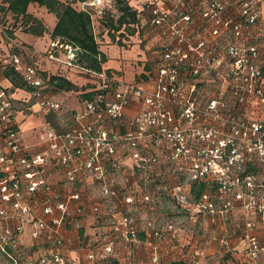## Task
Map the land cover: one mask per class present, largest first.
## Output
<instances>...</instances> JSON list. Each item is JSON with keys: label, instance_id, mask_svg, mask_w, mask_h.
Instances as JSON below:
<instances>
[{"label": "built area", "instance_id": "2783aa9c", "mask_svg": "<svg viewBox=\"0 0 264 264\" xmlns=\"http://www.w3.org/2000/svg\"><path fill=\"white\" fill-rule=\"evenodd\" d=\"M110 1L83 7L101 12ZM142 4L149 17L131 25L154 53L146 77L127 81L115 70L83 67L79 48L59 38L48 46L50 59L91 73L96 88L72 124L46 129L44 151L25 141L11 94L0 85V264H158L166 247L175 250L170 264H264V57L245 28L258 21L264 0ZM0 34V75L14 69L43 110L60 108L44 90L41 66L15 51L26 48L8 34L1 13ZM133 103L140 107L130 114ZM194 180L206 183L197 196ZM86 193L103 228L74 238L65 228L81 226L89 214ZM236 207L240 259L226 225L210 237L201 229L210 216L226 224ZM76 238L84 262L69 253ZM213 239L218 251L209 249ZM131 243L144 244L148 260L122 251Z\"/></svg>", "mask_w": 264, "mask_h": 264}, {"label": "crops", "instance_id": "0c3cea01", "mask_svg": "<svg viewBox=\"0 0 264 264\" xmlns=\"http://www.w3.org/2000/svg\"><path fill=\"white\" fill-rule=\"evenodd\" d=\"M31 6L33 5H30V7ZM44 11H46V13H43ZM261 13L262 14L259 16L258 21L255 24H248L245 28L246 30L252 28L251 37L255 38V40L259 42L264 57V5ZM34 15L41 19V16H38L36 13ZM41 15H44V17L47 18L49 23V26L47 27L51 30L57 21L56 16L53 12L49 13L45 8H41ZM129 28L131 30L126 28V26H122L117 29L115 39L109 35L111 32L106 29L105 32L109 38L105 41V43L99 44V47L106 53L107 56V59L103 63V67L109 70H115L127 81H133L139 80L143 76H147L146 72L150 67L151 61L149 58L153 56L154 53L152 48L140 41V37L135 33L133 26L130 25ZM19 37L29 47L30 53H28V61L37 62L41 66L44 75L47 76L46 78H50V76L54 74H61L76 84V86L71 89H58L49 84L47 92H49V94L60 103L61 109L57 108V110L60 109L58 112L62 111L61 113L64 116L71 114L70 122L62 123L57 114V110L46 111L38 105L30 88L15 85L14 81L6 75V72H3L0 75V85L7 88L11 94L12 101L16 108L17 123L19 128L22 130L25 141L28 144L33 145L35 151L41 152L46 149L44 139L46 129L48 127H54L57 130H61L73 123L72 117L75 110L83 104V100L87 99V93L96 88V78L91 73L82 71L76 66L72 67L60 60L50 59L45 52L46 45L49 41L48 33L42 37L29 33H21L19 34ZM1 45L3 46V49H5L6 46L4 44ZM128 46L131 47L128 49ZM60 53V55L64 56L62 51H60ZM132 53L133 55L131 56ZM139 107L140 104L133 103V106L129 107L127 111L128 113L133 114ZM72 108L75 109L72 110ZM259 113L264 117V112L259 111ZM250 168H255V166L252 165ZM62 176L63 172L61 170V179ZM58 177L59 175L57 174L55 180H57ZM78 183L84 190L88 189L82 180ZM240 215L241 208L236 207L227 217L226 224L223 225L220 220L215 221L213 217L210 216L203 219L201 228L210 237L212 232H220L226 225L230 234L237 236L238 253L235 257L238 259L245 258L244 250L242 248L244 240L240 236V229L238 230L239 224L242 223ZM92 220H94L93 214L87 215L81 220L83 225L81 226L84 227L85 231L88 233H93L95 229ZM79 227L80 226H69L66 228V232L75 238ZM258 232L261 233L262 237H264V225L261 222H259ZM181 235L184 237L188 236L187 233H183ZM145 247L146 246L144 244L131 243L128 246H123L122 251L128 255L132 252V255L140 261L148 260V251H146ZM218 247L219 243L214 239L211 240L209 249L218 251ZM168 249H170V247H166V249L162 250L164 257L158 264H170L172 262L170 257L171 253H175V250ZM69 252L80 258L81 262H84L85 256L82 252V247H78L77 239H75L73 244L70 246ZM218 253H216L217 258L224 263V260L219 257ZM120 264H126V261L123 260Z\"/></svg>", "mask_w": 264, "mask_h": 264}, {"label": "trees", "instance_id": "16d2710c", "mask_svg": "<svg viewBox=\"0 0 264 264\" xmlns=\"http://www.w3.org/2000/svg\"><path fill=\"white\" fill-rule=\"evenodd\" d=\"M84 1L86 0H2L0 2V13L2 14L3 25L8 34L13 39H17L23 43V47L26 48H17L15 51L24 59L30 53L28 45L19 37V34L29 33L42 37L48 33L49 41L46 45V50L53 40L59 38L60 41L70 43L79 48L76 62L86 68L101 70L103 69V63L107 59V56L99 47V42L97 41L95 18H98L97 21L100 31L102 32V30L107 29L115 39L117 29L120 27L126 26V28L130 29L129 26L131 23L139 22L144 24L149 17L148 9L143 8V4L141 5L142 0H111V4L107 3L101 12L94 6L87 9L84 8ZM30 5H37L39 8L47 9L49 13H54L57 21L51 30L44 24L42 19L29 12ZM94 15H96L95 18ZM60 51L64 53L65 49L59 48L56 50V53L59 55L61 54ZM4 72L14 81L15 85L29 88L20 74L15 72L14 69H8ZM46 80L47 85H45V91H48L49 84L58 89H71L76 86L69 78L61 74L51 75ZM94 90L87 93V99L93 97ZM205 187V182L194 180L191 185V191L193 195L195 194L197 196L203 192ZM89 188L91 191L99 192L97 186ZM103 219V215L100 220H96L94 216L92 223L95 229L93 233L86 232L84 227H82L83 225L80 226L79 231L81 235L89 238L100 234L103 228ZM142 235L140 233V236ZM23 242L26 245L31 243L28 233L24 235Z\"/></svg>", "mask_w": 264, "mask_h": 264}, {"label": "rangeland", "instance_id": "374dc122", "mask_svg": "<svg viewBox=\"0 0 264 264\" xmlns=\"http://www.w3.org/2000/svg\"><path fill=\"white\" fill-rule=\"evenodd\" d=\"M30 12L32 13V14H37L38 16H41V19H42V21L44 22V24L46 25V26H49V23H48V20H47V18H45L44 17V15H41V8H39V6H37V5H33V6H31L30 7ZM43 13H46V11H44ZM95 16L96 15H94V18H95ZM97 19L98 18H95V30H96V32H97V41L99 42V44H102V43H105V41H107V39L109 38L108 37V35H107V33L105 32V30H102V32L100 31V27H99V25H98V21H97ZM52 23V22H51ZM109 35L111 36V37H113L112 36V34L111 33H109ZM0 40H2V35L0 34ZM2 45L0 44V47H1ZM131 46H128L127 48L129 49ZM1 51H3V50H1ZM133 55V53L131 54V56ZM26 60L28 61V59L26 58ZM60 109H61V107H60ZM59 109V110H60ZM75 108H72V110H74ZM59 110H57V114H58V116H59V119H60V121H62V123H69L70 122V118H71V114L70 115H68V116H64L61 112L62 111H60V112H58ZM71 110V111H72ZM42 112H44V111H42ZM74 187V186H73ZM93 196V195H92ZM95 197H97V198H99V196L98 195H95ZM84 200H83V202H84V205H85V207L87 208V210L88 211H90L89 212V214L88 215H92V214H95V211L93 212V210H94V208H92V198L86 193L85 194V196H84V198H83ZM97 200V199H96ZM93 221V220H92ZM65 234H67V235H69V233H67L66 232V228H65ZM64 234V235H65ZM77 239V238H76ZM79 246H81L80 245V243H79V239H78V247ZM82 252L84 253V256H85V252H84V248H82ZM70 253V252H69ZM70 254H72V253H70ZM73 255V254H72ZM75 256V255H74ZM215 257V256H214Z\"/></svg>", "mask_w": 264, "mask_h": 264}]
</instances>
